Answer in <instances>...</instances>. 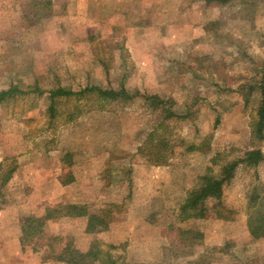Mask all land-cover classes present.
I'll return each mask as SVG.
<instances>
[{
    "label": "rangeland",
    "instance_id": "obj_1",
    "mask_svg": "<svg viewBox=\"0 0 264 264\" xmlns=\"http://www.w3.org/2000/svg\"><path fill=\"white\" fill-rule=\"evenodd\" d=\"M261 69L264 0H0V91L27 92L0 104V264H63L69 238L119 264H264V237L248 227L264 163L238 164L223 210L179 216L203 177L264 155L251 132ZM58 89L71 94L51 99ZM71 206L108 229L85 232ZM48 215L25 239L24 219Z\"/></svg>",
    "mask_w": 264,
    "mask_h": 264
},
{
    "label": "trees",
    "instance_id": "obj_2",
    "mask_svg": "<svg viewBox=\"0 0 264 264\" xmlns=\"http://www.w3.org/2000/svg\"><path fill=\"white\" fill-rule=\"evenodd\" d=\"M207 4L216 3L219 5L227 3L229 0H204ZM256 88L260 92V102L256 111V118L251 125L252 136L259 141L264 140V69H261V76L259 81L255 84ZM255 86H250L249 88L253 90ZM35 92L42 93L39 89H35ZM88 91H95L99 99L109 100V101H122L129 98L128 93L123 87L119 90L112 89H101L100 87H91ZM27 92L19 90L18 87H10L8 90L0 91V104L4 101L14 97L25 95ZM49 97L53 99L56 96L70 95L68 91L62 89L50 90L48 91ZM154 106L159 108H164L163 105H167L168 101L163 98L153 95ZM171 105V103H170ZM172 107V105H171ZM166 118L177 117L173 113L169 106L165 110ZM192 149V148H191ZM264 163V155L259 149H254L248 151L244 154L243 158L235 160L231 163L226 164L222 167L219 177L212 178L205 176L202 178V183H200L195 189L187 194L185 202L180 207V217L184 220L190 219H202L207 217L208 213V203L213 204L212 206H217L213 208H218L223 210L224 207V187L233 178L235 169L238 164H245L250 167H256L258 164ZM11 173L12 171L8 169ZM10 173H7L5 180L2 181V185L7 183ZM261 195L251 196L249 199V208H251V213L249 214L248 227L250 233L255 238L264 237V201ZM260 201L259 204L257 202ZM69 216L77 217H87V227L85 232L96 233L102 232L108 229V222H106L99 215H89L86 213L83 207L71 206L68 209ZM51 215L41 217V218H25L24 224L21 226V231L27 238H33L36 236L41 228H43L45 221L51 219ZM62 241V238L54 237L51 241ZM56 255V261L63 264H119L118 261L111 256L110 253L104 252L96 244H91L90 249L86 252H81L78 250L72 239L65 243Z\"/></svg>",
    "mask_w": 264,
    "mask_h": 264
},
{
    "label": "crops",
    "instance_id": "obj_3",
    "mask_svg": "<svg viewBox=\"0 0 264 264\" xmlns=\"http://www.w3.org/2000/svg\"><path fill=\"white\" fill-rule=\"evenodd\" d=\"M141 33H136V37H134V38H137V39H139V41L141 40V38H142V35H140ZM157 54V53H156ZM160 55H161V53H160ZM156 57H158V55H156ZM150 62V61H149ZM159 67V64H157V66H156V68H158Z\"/></svg>",
    "mask_w": 264,
    "mask_h": 264
}]
</instances>
